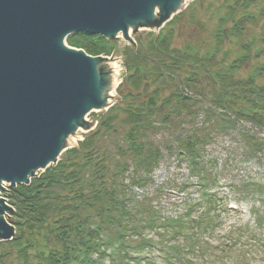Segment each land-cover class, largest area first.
Instances as JSON below:
<instances>
[{"label":"trees","instance_id":"trees-1","mask_svg":"<svg viewBox=\"0 0 264 264\" xmlns=\"http://www.w3.org/2000/svg\"><path fill=\"white\" fill-rule=\"evenodd\" d=\"M214 2L217 20L207 42L177 46L178 14L137 42L147 53L128 48L120 100L55 165L8 190L15 235L0 241V264H153L154 250L164 264H199L217 251L208 236L220 225L222 197L209 189L218 170L209 167L207 147L217 133H230L245 156L264 155V62H254L264 51V0ZM67 42L91 55L116 48L85 32ZM171 157L196 177L198 198L186 180L177 186L180 199L162 198L153 172ZM251 190L264 204V185L240 189ZM253 213L263 230L264 213ZM244 229H235L236 238L247 242L253 230Z\"/></svg>","mask_w":264,"mask_h":264},{"label":"water","instance_id":"water-1","mask_svg":"<svg viewBox=\"0 0 264 264\" xmlns=\"http://www.w3.org/2000/svg\"><path fill=\"white\" fill-rule=\"evenodd\" d=\"M177 4L0 0V189L2 181L28 184L37 170L56 162L64 137L77 128L89 106H103L97 93L108 84L99 71L103 57L67 48L63 39L78 31L114 38L121 31L131 40L129 24L136 29L155 21L159 28ZM6 211L11 207L0 198L2 239L14 233L4 219Z\"/></svg>","mask_w":264,"mask_h":264},{"label":"rangeland","instance_id":"rangeland-1","mask_svg":"<svg viewBox=\"0 0 264 264\" xmlns=\"http://www.w3.org/2000/svg\"><path fill=\"white\" fill-rule=\"evenodd\" d=\"M216 5L218 4H215L214 0H190L179 11V16L175 21V44L180 46L187 41L207 42L209 33L216 25L217 12L213 9ZM255 31L252 34L258 36L260 30L256 29ZM156 32H158V27L155 21H151L136 29L131 28V42L124 39L120 33L111 39L116 48L112 54L104 56L99 68L101 76L106 78V82L112 83L114 89L105 107L101 109L103 112L107 110L108 106L118 102L120 94L127 90L128 48H134L132 45L133 43L137 45L136 41H147ZM245 38L247 37H244L243 40ZM136 49L141 48L137 45ZM141 50L147 53L145 50ZM261 61L264 62V51L259 54V60L254 62L260 63ZM252 64L242 68V71L249 70ZM101 110L85 115L77 128L69 134L70 140L63 142V150L76 145L87 132L95 127L96 117L101 113ZM239 122L246 128L250 126L244 121ZM260 135L264 137V133H260ZM207 152L210 155L209 167L212 171L216 168L218 170L215 185H211L209 189L222 197L221 205L228 210H222L221 206L217 208L216 213L220 215V225L208 236V241L215 246L217 251L204 254L198 263L264 264V225L263 230L256 226V217L253 213L254 210H258L263 215L264 204L258 200L259 196L254 190L248 193L240 191L241 187L247 183L255 182L264 185V155L245 156L241 143H238L235 135L231 136L230 133H217L209 141ZM153 179L156 186L163 185L162 198L165 200L174 201L181 198V195L179 196L177 193V186L181 180H186L192 185L188 188V193L192 198H198L199 188L196 177L189 175L187 164L178 162L175 157L164 159L154 169ZM8 185H5V188H8ZM6 190L1 192V196L7 195ZM5 218L10 220L9 212ZM243 226H245L243 232H248L249 229L253 230V238L250 239L251 235H248L250 237H247V242L243 238L240 240L236 238L235 229H243ZM241 235L243 236V234ZM220 248L223 250L218 251ZM153 264H164V262L161 259H156Z\"/></svg>","mask_w":264,"mask_h":264},{"label":"bare ground","instance_id":"bare-ground-1","mask_svg":"<svg viewBox=\"0 0 264 264\" xmlns=\"http://www.w3.org/2000/svg\"><path fill=\"white\" fill-rule=\"evenodd\" d=\"M190 0H178V4H177V8L175 11H178L184 4L188 3ZM181 5V6H179ZM157 11V7L154 8V12ZM132 28V24H129L128 25V35H130V30ZM131 36V35H130ZM98 66V64L96 65ZM113 86H112V83H109L107 85H105L103 88H97V93H98V98L102 101V105L106 104L109 100V97L112 96L113 94ZM101 106H95V105H91L89 106V108L87 109L85 115L87 113H89L90 111H95V110H98L100 109ZM74 123L76 124V122L74 121ZM69 141L70 138H69V135L68 136H65L64 137V141Z\"/></svg>","mask_w":264,"mask_h":264}]
</instances>
